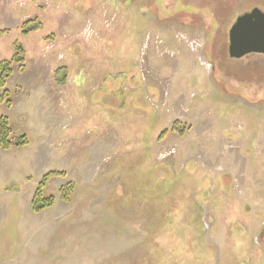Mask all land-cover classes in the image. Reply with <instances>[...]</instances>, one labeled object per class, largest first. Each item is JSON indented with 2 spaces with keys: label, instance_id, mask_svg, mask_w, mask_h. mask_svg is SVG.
Instances as JSON below:
<instances>
[{
  "label": "rangeland",
  "instance_id": "374dc122",
  "mask_svg": "<svg viewBox=\"0 0 264 264\" xmlns=\"http://www.w3.org/2000/svg\"><path fill=\"white\" fill-rule=\"evenodd\" d=\"M256 7L264 0H0L11 30L0 60L15 42L26 50L0 112L29 137L0 148V264L26 234L51 236L22 220L64 221L52 241L90 237L96 264H264V54L229 55L232 24ZM51 170L67 177L49 181L56 204L36 214Z\"/></svg>",
  "mask_w": 264,
  "mask_h": 264
},
{
  "label": "trees",
  "instance_id": "16d2710c",
  "mask_svg": "<svg viewBox=\"0 0 264 264\" xmlns=\"http://www.w3.org/2000/svg\"><path fill=\"white\" fill-rule=\"evenodd\" d=\"M36 19L24 22L21 26V33L23 35L29 34L36 23ZM10 29H0V36L8 34ZM15 53L10 59L0 60V105L6 104L8 107L12 106L11 92L7 88L8 81L13 75V65H19V71H24L26 68V50L20 42H15ZM61 73L63 78L60 79ZM67 79V68L61 67L56 71V80L65 83ZM29 144V137L27 134L15 135L9 117L0 112V148L3 150H10L12 148H22ZM54 177L65 179L67 172L63 170H51L41 178L36 191L34 193L31 205L35 213L41 212L45 209L51 208L56 204L57 196L55 194H47V187L49 181ZM76 185L73 181L63 184L58 191L60 199L69 203L75 192Z\"/></svg>",
  "mask_w": 264,
  "mask_h": 264
},
{
  "label": "crops",
  "instance_id": "0c3cea01",
  "mask_svg": "<svg viewBox=\"0 0 264 264\" xmlns=\"http://www.w3.org/2000/svg\"><path fill=\"white\" fill-rule=\"evenodd\" d=\"M42 212V211H41ZM38 212L36 214H39ZM84 220L70 221L72 225L82 223ZM64 223V221L56 220H40V221H19V228L23 232H30L32 228H39L45 232L47 228H51L47 238L30 236L26 234L23 236L24 243L22 249L8 256L7 259L3 260V264H96L98 250L95 240L93 242V251L91 250V239L85 237L83 243L78 244L77 242L71 243V240L60 238L56 241H52L57 235L58 229H55L56 223ZM32 232V231H31ZM41 239L43 243H41ZM139 254V251L135 253Z\"/></svg>",
  "mask_w": 264,
  "mask_h": 264
},
{
  "label": "water",
  "instance_id": "95a60500",
  "mask_svg": "<svg viewBox=\"0 0 264 264\" xmlns=\"http://www.w3.org/2000/svg\"><path fill=\"white\" fill-rule=\"evenodd\" d=\"M252 53L264 54V11L257 7L238 16L229 30L230 57Z\"/></svg>",
  "mask_w": 264,
  "mask_h": 264
}]
</instances>
